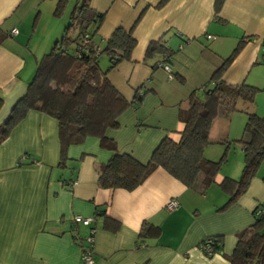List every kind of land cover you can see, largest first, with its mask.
Segmentation results:
<instances>
[{
    "label": "crops",
    "instance_id": "obj_1",
    "mask_svg": "<svg viewBox=\"0 0 264 264\" xmlns=\"http://www.w3.org/2000/svg\"><path fill=\"white\" fill-rule=\"evenodd\" d=\"M45 4L0 0L5 34L0 41V124L25 92L36 59L61 34L52 12L45 16L48 23H42ZM45 6L52 11L54 5ZM90 6L104 13L95 36L99 46L117 27L132 28L136 40L130 59L107 72L133 104L120 114L119 126L107 133L117 150L146 161L165 135L177 141L184 127L180 109L189 106L241 38L244 44L221 78L261 88L255 101L257 113L264 115V0H224L218 13L214 0H90ZM49 23L54 26L49 28ZM13 27L17 32L10 34ZM159 39L173 50L166 61L169 70L158 66L162 56L144 58L149 42ZM108 63L100 54V66ZM136 90L143 96L134 105ZM112 152L90 135L70 145L59 166L56 118L29 110L0 143V264H78L80 241L89 226L74 224V214L95 219V264H229L237 233L254 221V209L264 204V158L247 190L218 211L229 195L217 182L229 174L219 171L216 182L199 191L156 167L132 190L103 188L97 182L99 168ZM203 153L212 159L211 144ZM238 163L242 165V152ZM173 198L178 204L168 208ZM106 219L118 227L107 228ZM150 224L159 227L158 235H141ZM214 235L222 236V249L207 254L200 242Z\"/></svg>",
    "mask_w": 264,
    "mask_h": 264
},
{
    "label": "trees",
    "instance_id": "obj_2",
    "mask_svg": "<svg viewBox=\"0 0 264 264\" xmlns=\"http://www.w3.org/2000/svg\"><path fill=\"white\" fill-rule=\"evenodd\" d=\"M42 1L45 0H38ZM69 1L54 0L52 15L60 16ZM73 1L69 23L63 26L61 34L55 38L49 50L36 59L35 70L25 92L0 124V143L9 136L29 110H37L57 120L59 166H63L67 159L68 147L90 135L98 137L101 147L113 151L109 159L100 165L97 180L100 187L132 190L156 167H162L185 186L204 191L216 182L215 177L220 171L221 161L225 158L230 143L210 137L212 122L221 110H244L247 120L243 137L236 140L242 150L241 173L238 178L223 176L217 182L229 196L216 210L227 209L247 190L264 158V115L258 114L255 107L256 94L262 89L246 82L229 84L221 78L243 46L244 39L238 41L232 52L212 72L208 83L202 87L203 93L195 94L189 106L180 109L179 119L184 127L179 139L175 141L165 135L153 148L149 158L141 161L131 152L117 150L115 141L107 135L108 131L119 126L120 114L130 105L133 106L107 78L108 70L131 57L136 44L132 28H115L104 39L101 47L95 36L104 13L91 8L90 0ZM223 1L214 0L215 13L220 11ZM38 15L39 10L35 20ZM4 35L0 28V41ZM85 38L87 42H84ZM172 53L173 50L166 42L159 39L149 42L144 58L146 60L153 56H162L163 60L157 64L164 68L168 66L166 61ZM100 54L108 57L109 63L105 68L99 64ZM142 96L143 93L136 90L134 105L142 100ZM2 102L0 96V108ZM213 143H226L218 160L207 158L203 153L204 147ZM21 161L22 158L19 163ZM253 212L254 221L236 235L235 246L227 256L229 264H264V204H259ZM105 221L107 228L115 230L118 227L116 223L107 219ZM159 231L158 226L150 224L140 234L156 236ZM209 237L213 253L221 251L222 236Z\"/></svg>",
    "mask_w": 264,
    "mask_h": 264
},
{
    "label": "rangeland",
    "instance_id": "obj_3",
    "mask_svg": "<svg viewBox=\"0 0 264 264\" xmlns=\"http://www.w3.org/2000/svg\"><path fill=\"white\" fill-rule=\"evenodd\" d=\"M53 2H54V0H46V3L48 5H54ZM47 4H45V5H47ZM73 4H74L73 0H71L70 3L67 5L66 9L64 10V12L61 13L60 16H53L51 18L52 21H53V18L57 21H60V24H61L60 33L63 30V26L66 25L67 23H69V20H70L69 19V13L73 7ZM45 5L42 6V8H41L42 14L39 15L40 18L42 17L41 21H42V23H44V25L46 23H48L47 22L48 19H45V16L50 17L51 12H52L51 9H49V8L47 9ZM32 13L34 14L35 10ZM38 20H37L36 24L38 23ZM30 24H31V22H30ZM53 26H54V24H50L49 28L53 27ZM202 93H203V91H202V87H201V88L196 90L195 94L201 95ZM255 103H256V101H255ZM256 106L257 105H255V107ZM246 120H247V114H246V112H244V110L243 111H241V110L229 111V112L221 110L212 122V127H214L215 130L210 129V133H212L211 131H213V133L210 135V137H215V138H218L219 140H223V141L227 140L230 142L228 149H227V152H226V155H225V158L221 161V165H220L221 170L220 171H222L226 174H229L233 178H238L240 173H241V169H242V165L240 166V163L237 164V159H238V157L242 151H241L240 144L236 140L241 139L243 137V130H244ZM226 143H222V144H217V143L214 144L213 143V144H211V148L214 149V156L211 157L213 160H218L220 158V156L224 152V148H225Z\"/></svg>",
    "mask_w": 264,
    "mask_h": 264
},
{
    "label": "built area",
    "instance_id": "obj_4",
    "mask_svg": "<svg viewBox=\"0 0 264 264\" xmlns=\"http://www.w3.org/2000/svg\"><path fill=\"white\" fill-rule=\"evenodd\" d=\"M17 32V29L15 27H13L10 30L11 34H15ZM86 36V35H85ZM84 42H87V39H84ZM165 69L169 70L168 66H164ZM178 201L176 199H170L166 206L168 208H173L175 206H177ZM94 217H87V216H82L80 214H74L72 216V221L74 224L78 225V224H82L85 226H89V231L88 234L81 239V244H80V250H81V254H80V260L78 264H95V260H94V241H95V231H96V227L91 225V223L94 221ZM75 237H79V235L76 233ZM210 241L211 238H205L204 243L201 244L202 250L207 253V254H211L213 253L212 247L210 246Z\"/></svg>",
    "mask_w": 264,
    "mask_h": 264
},
{
    "label": "clouds",
    "instance_id": "obj_5",
    "mask_svg": "<svg viewBox=\"0 0 264 264\" xmlns=\"http://www.w3.org/2000/svg\"><path fill=\"white\" fill-rule=\"evenodd\" d=\"M16 28V27H15ZM17 29V28H16ZM9 33H10V31H9ZM11 34V33H10Z\"/></svg>",
    "mask_w": 264,
    "mask_h": 264
}]
</instances>
